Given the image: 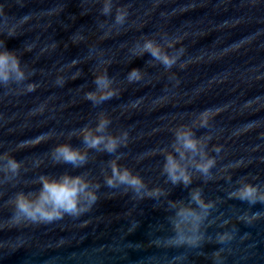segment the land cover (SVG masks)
<instances>
[{
	"label": "water",
	"instance_id": "obj_1",
	"mask_svg": "<svg viewBox=\"0 0 264 264\" xmlns=\"http://www.w3.org/2000/svg\"><path fill=\"white\" fill-rule=\"evenodd\" d=\"M119 9L127 13L122 24ZM149 40L184 53L166 69L143 51ZM5 49L25 78L0 80V264H264V203L232 196L245 183L264 192V0H0ZM133 68L142 79L129 82ZM104 72L118 94L94 105L86 94ZM103 117L110 122L96 134L119 139L112 153L104 144L88 148L79 131L95 130ZM188 129L200 141L196 152L178 140ZM63 143L86 151L87 162L56 163L53 150ZM169 155L190 183L172 182ZM213 157L202 174L199 163ZM113 163L145 186H109ZM65 174L90 183L97 200L88 211L43 223L15 219L19 193L35 199L42 175ZM197 190L212 202L207 210L193 201ZM181 208L201 217L198 228L177 215ZM177 222L196 244L175 243ZM225 234L231 238L220 241Z\"/></svg>",
	"mask_w": 264,
	"mask_h": 264
},
{
	"label": "clouds",
	"instance_id": "obj_2",
	"mask_svg": "<svg viewBox=\"0 0 264 264\" xmlns=\"http://www.w3.org/2000/svg\"><path fill=\"white\" fill-rule=\"evenodd\" d=\"M105 13L110 11V6L106 5L104 9ZM127 13L122 9L117 11L116 22L122 24L126 19ZM178 42V41H177ZM143 51L149 52L155 60L160 61L166 69H171L176 65L180 56L183 55L184 49L180 48L179 53L171 55L167 50L161 49V45L155 41L149 40L143 46ZM142 54V52L140 53ZM184 67V64L180 65ZM16 74L17 80H23L25 78L24 71L21 67L20 59L13 50L5 49L0 52V80L7 83L10 75ZM129 82H134L142 79V73L139 68H133L127 77ZM94 83L96 85V91H90L86 94V99L93 102V104H101L104 101L111 99L118 94L117 89L113 88L112 81L108 77L107 72L101 73L96 76ZM35 84H29L27 87L28 91H33ZM212 112L211 109H206L200 113V126L205 127L209 123V114ZM109 120L102 118L100 123L97 125L95 130L85 126L80 129L82 134L83 142L88 148H99L101 144H104L106 150L112 153L116 150L119 139L115 136H102L96 133L102 132L107 125ZM127 137V133H124ZM178 140L182 141V147L185 150L196 152L200 141L194 138L191 129L184 131L178 135ZM23 146V144L21 145ZM220 151L219 148L216 149ZM53 154L56 157V163H71L74 167H79L87 162V152L81 151L80 148L74 147L70 143H63L57 145L53 150ZM183 155V153H182ZM215 164V158H207L202 160L198 165V170L208 175L210 169ZM9 168L13 172H18L21 163L15 158L8 161ZM166 171L172 179L173 183L183 181L185 184L191 182V176L186 169L181 165L175 157L169 155L167 158ZM42 188L38 196L33 199L29 194L19 193L16 197V208L17 216L15 219L20 220V215L23 214L32 223H43L51 222L56 219L62 218L65 214L80 215L83 212L88 211L91 206L96 202L97 196L94 191H88L89 182H86L81 175L71 176L65 174L60 178H54L47 175L40 177ZM109 186H115L117 183L127 185L136 191H139L145 185L143 180L138 175L133 174L129 169L121 170L115 163L112 165V176L106 181ZM81 193L84 194L85 200L87 201L83 205L81 204ZM232 196L246 201L250 205L256 203H264V192H261L259 186L253 183H245L241 188L232 193ZM193 201L199 207H203L205 210L211 207L212 202H205L199 190L192 194ZM179 217L188 218L192 217L196 222L195 226L198 228L201 217L195 213L191 208H181L177 213ZM260 213H255L251 217H241V219H247L249 222L252 219H256L260 216ZM181 223L175 224L178 234L173 238L177 245L188 243L196 244L199 238H185L179 234L181 230ZM229 234H225L220 237V241L230 239Z\"/></svg>",
	"mask_w": 264,
	"mask_h": 264
}]
</instances>
